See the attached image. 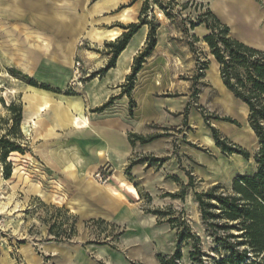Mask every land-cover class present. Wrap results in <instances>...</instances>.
<instances>
[{
  "label": "rangeland",
  "instance_id": "1",
  "mask_svg": "<svg viewBox=\"0 0 264 264\" xmlns=\"http://www.w3.org/2000/svg\"><path fill=\"white\" fill-rule=\"evenodd\" d=\"M121 1L122 4L118 5ZM71 4L63 5L58 15L53 13L54 16L47 9L0 13V138L8 139L19 149L9 152L7 164L0 158V206L6 205L0 210V264H4L5 257L11 258L14 264H26L28 252L25 250L33 251L44 264H52V257L45 248H49L47 243L54 241L81 243L87 248L91 245L96 248L107 244L120 245L124 228L95 217L90 211L92 206L100 205L101 199L106 200L103 188L109 185L124 189L134 186L144 216L155 217L157 227H162L154 237L146 235L155 239V249L150 252L152 256L174 253L178 233H187L188 227L200 237L199 245L205 253L203 258L208 264H213V258H218L223 251L214 248L201 219L195 193L208 191L214 185H221L222 191H230L235 176L255 170L254 155L259 146L249 128L245 104L228 90L236 101L235 110H227L226 105L218 101L221 90L212 76L220 77L219 67L204 40L207 25L201 23L202 19L210 20L204 16L209 9L207 4L203 0H72ZM65 6L69 8L66 11ZM109 8L116 9L103 13ZM128 12L132 20L121 21L118 16ZM66 21L74 22L73 26L82 22L81 29L73 33L70 28L64 34ZM52 22L55 28H51ZM132 24L140 25L139 30L142 27L148 29L147 38L151 26L157 27V39L162 41L163 49L159 52L155 49L153 57H148L143 64L154 73L152 78L156 91L168 92V83L173 85L170 80L178 73L182 74L180 78L192 80L193 104L186 111V121L180 129H157L162 133L159 142L164 145L154 148L153 152H143L139 148L124 168L103 165L91 172L50 169L45 157L40 155L42 148L49 144L47 140L54 139L59 147L66 148L77 143L73 138L68 140L67 136L83 128L60 125L55 106L43 113L28 107L27 94L35 88L48 91L55 102L60 100V96L78 98L87 117L99 113L102 107L92 106L87 90L91 84L99 85L105 74L102 69L112 57L108 54L113 49L111 43L129 32ZM111 29L121 30V36L102 42L83 36L85 30H92L95 36L100 30ZM207 30L209 34L211 30ZM164 38L173 42V48L169 49L167 45L168 52L166 43L163 44ZM137 39L138 36L131 46ZM146 45L145 42L134 56L132 67ZM122 59L118 70L126 64ZM77 60L81 61L78 79L74 69ZM200 73L203 76H198ZM206 74L216 83L218 92L206 82ZM124 83L128 85V79ZM176 93L177 90L175 93L172 90L170 94ZM216 116L229 117L236 123L216 119ZM209 125L217 128L230 142L241 145L249 152V159L239 155H221ZM155 144L157 142L152 145ZM149 146L146 145L145 149ZM204 154V160L208 162L202 159ZM151 157L172 160L158 164L153 163ZM140 159L146 160L133 164ZM162 169L164 172L178 169L181 178L177 175L175 178L172 175L162 178ZM99 170L110 176L107 183L96 178ZM118 196L122 197L121 194ZM171 217H176V226L168 222ZM140 238L142 236L137 239ZM191 247V239L181 243L183 259L180 263L190 264L188 251ZM111 254L116 260V253Z\"/></svg>",
  "mask_w": 264,
  "mask_h": 264
},
{
  "label": "crops",
  "instance_id": "2",
  "mask_svg": "<svg viewBox=\"0 0 264 264\" xmlns=\"http://www.w3.org/2000/svg\"><path fill=\"white\" fill-rule=\"evenodd\" d=\"M71 1L72 0H0V13L10 11L27 12L47 9L50 10L52 14L55 13L58 15V12L62 10L61 7L63 5L68 4L69 6H72ZM230 1L203 0L212 13L224 25L229 27L232 37L252 48L264 51V0H249L252 5L248 0H245L247 2L244 0ZM243 3H246V5H243ZM120 4H122V1L118 5ZM225 6L227 7L225 8ZM248 7L249 10L247 9ZM116 8L106 9L103 13L112 11ZM237 9H239V11ZM253 9L256 11H253ZM246 10L247 12L245 13L244 11ZM252 12H256V14L253 15ZM251 18H254L253 20L255 21L250 22L249 20H252ZM51 28H55L54 24ZM205 31L204 35L208 34L206 27ZM147 34L148 29L145 27H142L137 33H135L128 42L129 46L127 45L118 56L115 66L108 69L102 76L99 85H89L87 92L88 98H90L89 102L92 103V106L102 107L111 98L117 97L109 106L101 109L99 113H93L90 117H87L84 113L83 116H81L80 112L71 107L69 103L65 105L66 100L55 102L52 97H50V104L42 108L43 111H45L55 106L54 110L56 118L60 125L83 128L82 130L80 129L81 131L70 133V135L67 136L68 140L73 138L74 141H77V143L74 142L72 146L61 148L58 144L53 142L54 139L47 140L49 144L42 148L40 155L45 157L50 169L59 171L76 169L78 171L91 172L96 171L103 165H113L118 166L119 168H124L130 158H132L133 153L137 152L139 148H142L143 152H147L148 150L153 152L156 150L154 148L164 145L159 142L162 137L160 134L162 133L157 129H170L173 127L177 129L181 128V124L186 121V111L188 108H191L190 105L193 104L191 91H193L194 88L192 80L180 78V76H182L181 73L174 75L175 77L170 80L173 85H169L168 83V86L166 85V90H168V92L162 93V91L155 90L156 86L154 85L152 78L154 73L148 70L147 67H142L137 73L134 88L132 89L130 96L127 93H123L125 85L124 81L131 73L133 58L144 46ZM249 34L252 36L250 37ZM137 36L138 39L136 43L131 46ZM161 42L162 41L159 39L155 52H159L160 49H163ZM165 43L166 47L167 45L169 46V49L173 48L172 40L164 38L163 44ZM129 48H132L131 56L125 66L118 70L120 59ZM166 49L167 52L170 51L168 47ZM108 54L111 55L112 53L109 52ZM214 62L218 68L219 64L216 60ZM206 77V82L212 84L216 89V92H218L215 83L208 78L207 74ZM219 78L220 81L217 79L215 80L219 83L220 90H225L224 92L228 93L229 90L225 86L221 75ZM172 90L173 93L177 90V93L171 95L170 93ZM131 99H133L135 103L133 107V115L130 114ZM241 103L243 102L241 101ZM244 107L248 110L246 104ZM247 112L249 114V111ZM72 115L75 117L74 120H72ZM249 128L252 130L250 125ZM130 134H138L144 137L153 135L160 136L148 144H142L138 142L139 140H135V144H132L130 142ZM156 142L157 144L152 145ZM232 142L242 147L238 143H235L234 141ZM146 145H150L151 147L149 146V148L146 147L145 149ZM217 148L221 155H225L221 152L219 147ZM231 155L244 157L237 153ZM205 156L206 155L204 154L202 157L203 160ZM167 160L172 159L168 158ZM177 166L179 167V164H177ZM179 172L178 169L175 171L167 170L166 172L162 169L160 177L165 178L172 175L174 178L177 176L181 178ZM130 187L131 186H128V189H124L120 186L115 187L113 185L104 187L103 193L106 200L103 201V199H101L100 205L92 206V208H90V211L93 212L95 217L114 222L124 228V235H122L120 245L115 247L107 244L100 248L91 245L87 248L81 245V243L70 244L67 242H50L47 243L49 248H44L47 254L52 257L51 263L161 264L158 258L160 255H172L173 253H159L157 256L151 255L150 252L154 251L156 246L155 239L152 240L146 235H153L154 237L156 232L158 233L157 230H160L162 227H157V219L155 217L144 216V213L140 210L138 202L140 201V198L138 193L134 186ZM118 194H121L122 197H119ZM86 210L83 211L85 214ZM160 233L161 231H159V236ZM140 236H142V238L137 239ZM25 251L28 252V261L25 262L26 264H44L42 259L33 251ZM111 252L116 253V260H114ZM3 262L4 264H14L11 258L8 259L6 257Z\"/></svg>",
  "mask_w": 264,
  "mask_h": 264
},
{
  "label": "trees",
  "instance_id": "3",
  "mask_svg": "<svg viewBox=\"0 0 264 264\" xmlns=\"http://www.w3.org/2000/svg\"><path fill=\"white\" fill-rule=\"evenodd\" d=\"M209 19H202L211 30L204 37L211 53L219 64L221 78L232 94L248 107V123L253 130L258 150L254 158L256 168L252 173L238 174L231 183L230 191H222L221 185H214L208 191L196 192L201 219L210 233L215 250L222 252L218 258H213V264H264V51L252 48L230 34L228 26L224 25L210 9L204 15ZM132 29L123 37L111 43L112 57L102 69L106 72L115 66L118 56L127 47L129 40L138 32L140 25L132 24ZM156 26H151L145 49L135 58L131 73L128 75V85H124L123 93L129 96L134 88L137 73L142 69L147 58L150 57L158 43ZM192 46V45H191ZM203 76V74H198ZM111 98L101 109L109 106L114 99ZM134 101H130V114L133 115ZM19 119L21 112L19 111ZM232 123L235 120L229 117H215ZM212 137L217 147L225 155L241 154L249 159L250 154L242 147L230 142L221 135L220 131L212 125ZM160 135L144 137L130 134V142L135 140L148 143ZM2 153L1 160L6 163L10 151L19 150L14 143L0 138ZM9 148V149H8ZM206 151V149H204ZM168 157H151L153 163L163 164ZM140 159L133 164L143 163ZM151 162V165L153 164ZM7 164V163H6ZM8 176V174H7ZM176 217H171L168 222L174 225ZM176 226V225H174ZM187 233H178V244L175 252L170 256L160 255L161 264H183L181 243L192 240V247L188 251L190 264H208L200 243V237L187 227Z\"/></svg>",
  "mask_w": 264,
  "mask_h": 264
},
{
  "label": "bare ground",
  "instance_id": "4",
  "mask_svg": "<svg viewBox=\"0 0 264 264\" xmlns=\"http://www.w3.org/2000/svg\"><path fill=\"white\" fill-rule=\"evenodd\" d=\"M228 1V0H227ZM230 1V0H229ZM245 1V0H244ZM251 1V0H250ZM249 0H248V2H250ZM231 2V1H230ZM245 2H247V1H245ZM228 3V2H227ZM226 3V4H227ZM232 3V2H231ZM251 3V2H250ZM226 4H223V5H226ZM236 4H239V3H236ZM241 5H242V3H241ZM240 5V6H241ZM243 5H246V3L244 4L243 3ZM251 5H252V3H251ZM227 6H225V8H226ZM252 7V6H251ZM254 7V6H253ZM237 8V7H236ZM69 8L67 7V6H65V8H64V10L66 11V10H68ZM239 9H240V7H239ZM239 9H237L238 11H239ZM248 10H249V7L247 8ZM251 11V10H250ZM253 11H256V10H254L253 9ZM245 13L247 12V10L246 11H244ZM253 13V12H252ZM256 14V12L255 13H253V15H255ZM249 15V14H248ZM251 16H252V14H251ZM119 19L122 21H125V22H128V21H131L132 20V16H131V14L128 12V13H121L119 16ZM258 18H259V16H258ZM67 19V18H66ZM66 19H64L63 18V20H66ZM252 19V18H251ZM254 19V18H253ZM249 20L250 22L251 21H255V20ZM114 22V21H113ZM120 22V21H119ZM65 24H63V26H65V29H66V31L64 32V34H67L71 29H73V33L74 32H76V31H79L80 29H81V25H82V22L81 23H78L77 25H74L73 26V24H74V22H64ZM107 24H109V23H107ZM74 27V28H73ZM71 28V29H70ZM103 29V28H102ZM146 31V30H145ZM240 32H242V31H240ZM243 33V32H242ZM245 33V32H244ZM94 34V32H92V30H85V33H84V37H86V38H88V37H91V38H95L96 40H98L99 42H102V40H107V39H109V40H115V39H117L119 36H121V30H118V29H111V30H106V31H98L96 34H95V36L93 35ZM247 35V34H246ZM250 35V37L252 36L251 34H249ZM248 35V36H249ZM147 37V36H146ZM247 37V36H246ZM140 38V37H139ZM145 38V37H144ZM252 39V38H251ZM262 40V39H261ZM129 46V45H128ZM140 48V47H139ZM138 48V49H139ZM132 51V48H130L127 52H125L124 54H123V61L125 62V63H127V61L129 60V58H130V56H131V52ZM211 70V69H210ZM212 78L213 79H217V80H219L220 81V78H219V76H212ZM214 81H216V80H214ZM216 84V83H215ZM32 89V92L31 93H28L27 94V97H26V99H27V101H28V103H29V106L28 107H30V108H33L34 110H36L37 112H41V113H43L44 111H43V107L44 106H46V105H49L50 104V97H51V94L48 92V91H39V90H37V89H35V88H31ZM225 91V90H224ZM224 91H222L221 90V92H220V98L218 99V101H220V102H223V104L224 105H226V109L227 110H229V111H231V109H233V107L235 108V104H236V101L234 102V99L232 98V96L230 95V94H228V93H226V92H224ZM66 99H69L68 100V103L70 104V106L71 107H73L76 111H79L80 112V114H81V116H83V105L79 102V100H78V98L76 99V98H74V97H71V98H67V97H61L60 96V100L61 101H65ZM238 103V102H237ZM61 105V104H60ZM238 105H239V103H238ZM237 108V107H236ZM226 109H224V110H226ZM233 110H235V109H233ZM232 110V111H233ZM248 110H247V108H245V113H248L247 112ZM233 113V112H232ZM235 114V113H234ZM65 116H66V114H65ZM36 119V118H35ZM75 119V117L72 115V120H74ZM223 128V127H222ZM227 128H229V127H227ZM232 128V127H231ZM236 129V128H235ZM235 132H237V131H235ZM234 132V133H235ZM240 132H241V130H240ZM240 132L238 133V134H240ZM28 134V133H27ZM228 134V133H227ZM230 135V134H229ZM236 136V135H235ZM208 137H210V136H208ZM232 138V137H231ZM248 143V142H247ZM225 162V161H224ZM224 165V164H223ZM220 166V165H219ZM227 166V165H226ZM65 168V167H64ZM213 168V167H212ZM216 168V167H215ZM214 168V169H215ZM228 168V167H227ZM218 169V168H217ZM29 186V185H28ZM4 208H6V205H2V206H0V210H2V209H4Z\"/></svg>",
  "mask_w": 264,
  "mask_h": 264
},
{
  "label": "built area",
  "instance_id": "5",
  "mask_svg": "<svg viewBox=\"0 0 264 264\" xmlns=\"http://www.w3.org/2000/svg\"><path fill=\"white\" fill-rule=\"evenodd\" d=\"M80 66H81L80 60H77L74 62L75 78L76 79L80 78V76H81ZM79 83H81V82H79ZM96 178L102 183H107L110 180V176L107 173H104L103 170H99L96 173Z\"/></svg>",
  "mask_w": 264,
  "mask_h": 264
}]
</instances>
